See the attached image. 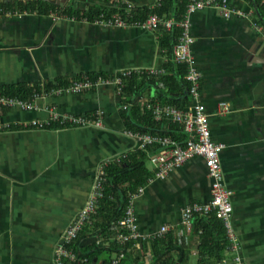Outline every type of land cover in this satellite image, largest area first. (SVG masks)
Instances as JSON below:
<instances>
[{
    "label": "crops",
    "instance_id": "0c3cea01",
    "mask_svg": "<svg viewBox=\"0 0 264 264\" xmlns=\"http://www.w3.org/2000/svg\"><path fill=\"white\" fill-rule=\"evenodd\" d=\"M53 1L58 8L50 12L61 11L72 20L40 14L0 20V90L37 84L43 91L46 82L73 86L99 77L110 83L81 93L35 97L33 110L17 107L0 112V264H57L54 249L91 195L99 164L120 159L109 168L139 152L146 153L145 166L154 174L132 200L139 229L150 235L167 225L171 228L167 236L172 235L183 248L188 264H210L199 250L201 230L195 225L191 232L180 233L182 210L195 202L205 204L211 197L204 160L195 157L158 177L157 156L163 147L157 143L142 147L139 138L126 134H152L160 129L162 134L152 135L185 145L190 137L185 126L168 118L155 120L152 107L171 105L192 112L198 104L208 115L212 140L225 145L221 163L225 184L232 192V223L243 264H264V20L253 0H226L229 9L243 16L226 18L214 8L188 16L195 40L191 46L193 70L200 75L196 83L187 79L188 65L177 63L174 49L171 52L164 44L168 31L150 32L132 25L146 17L135 16L136 12L159 8L163 0ZM12 2L16 1L7 3ZM123 2L136 7L128 27L95 23L123 13ZM181 4L182 0L175 3L178 10ZM91 9L101 13L86 16ZM186 15L187 9L182 19ZM180 65L185 66L182 79ZM145 69L157 74L136 73L123 79L121 90L115 83L125 71ZM163 77L168 78L166 83ZM193 85L198 88L197 98L189 94ZM53 110L96 119L101 126L46 131L22 128L23 122L48 119ZM149 113L154 127L149 124ZM130 125L140 129L130 130ZM173 125L182 127L185 137L166 136ZM129 187L125 180L112 189L120 196ZM141 187L127 193V202ZM90 235L79 247L95 243L109 249L112 242H118L116 236ZM121 246L128 249L106 251L95 264L119 256L120 264L153 263L149 244ZM143 246L145 250L140 251Z\"/></svg>",
    "mask_w": 264,
    "mask_h": 264
},
{
    "label": "built area",
    "instance_id": "2783aa9c",
    "mask_svg": "<svg viewBox=\"0 0 264 264\" xmlns=\"http://www.w3.org/2000/svg\"><path fill=\"white\" fill-rule=\"evenodd\" d=\"M123 3V13L114 15L108 20H100L95 23H106L119 28L128 27L130 23L129 18L131 19V14L136 11V7H134L131 3ZM213 8L220 9L223 16L226 18L236 15L243 16L242 12L229 9L227 7L226 0H189L186 7L187 15L180 21H176L172 18H166L165 16H160L156 13H150L148 17L140 20L139 22L135 21L132 25H137L143 30L150 32L171 31L175 27L180 28L181 34L174 47L175 61L180 64L188 65L189 69L187 79L188 81L196 83L200 75L193 70L194 61L191 54V46L195 40L190 32L191 24L188 20V16L196 11ZM36 15H39V12L31 9L4 6L0 7V20L23 19L27 16L30 17ZM48 16L55 20H64L65 18L69 19L65 17L61 11L49 12ZM136 73L140 75L144 74L149 77L157 74V72L152 69L125 71L115 80V83L119 85L120 90L123 88V79L129 78ZM109 83L110 79L103 77H99L95 82L85 79L83 82L75 83L73 86H60L50 91L43 90L41 91V94H36L35 97L60 95L70 92L81 93L86 90H90L93 86L98 87L108 85ZM189 94L197 98V86L193 85ZM34 98L32 100H21L18 98L0 95V112L3 108L17 107L27 111L33 110ZM223 107L225 111L228 110V106L226 108L223 104ZM152 111L155 120L161 121L163 118H168L174 123L182 124L185 126V131L189 133L190 136L186 144L182 145L172 139L149 133L133 134L131 131L126 132V134L130 137L139 138L142 141V147L156 143L163 147L157 156L159 164L158 177L164 175L173 167L181 166L190 159L201 157L204 160L207 168V175L211 182V197L207 203L202 204L195 202L186 206L182 210V229L180 230V233L183 234L184 232H191L194 227V221L197 217H210L214 214L223 223L229 242L226 249L227 256H225L218 264H243L238 238L234 233L232 223V192L225 184L221 163V152L225 148V145L215 143L212 140L209 119L208 115L205 113L204 107L198 104L194 107L192 112H189V110L183 111L171 105H157L152 107ZM21 126L27 131H46L87 127L99 128L101 123L99 120L90 119L85 116L60 114L53 110L48 119H35L29 122H23L21 123ZM113 161H120V159L105 160L99 164L91 195L89 196L85 206L72 219L71 223L64 231L60 244H58L54 249L57 264H88V260L85 258L81 259L73 250H71L70 245L74 243L83 228L87 226L97 214L98 206L104 198V184L107 177L106 169ZM143 188L144 187L139 188L136 194L130 196L125 208L124 216L117 222L113 223L114 231H116L117 234L116 238L120 245L133 244L138 247L139 244H150L154 240L165 238L171 230L169 226L165 225L154 234L147 235L141 232L136 222L132 200L136 195L143 192ZM120 261L121 257L119 256L113 258L108 264H120Z\"/></svg>",
    "mask_w": 264,
    "mask_h": 264
},
{
    "label": "trees",
    "instance_id": "16d2710c",
    "mask_svg": "<svg viewBox=\"0 0 264 264\" xmlns=\"http://www.w3.org/2000/svg\"><path fill=\"white\" fill-rule=\"evenodd\" d=\"M177 0H163L161 6L152 11H138L134 15L139 17V15H144V17H148L150 13H156L160 16H167L176 21L182 19L183 15L186 12V7L189 2L186 0H182V4L178 10L177 5L175 3ZM256 6V11L262 20H264V4L261 3L260 0H253ZM17 7V8H25L38 11L40 15L46 16L51 10L58 8L57 6L48 3L46 1H29L27 3L22 2H12L0 4V7ZM103 10V9H102ZM105 10V9H104ZM91 9L88 13H85L86 16H94L100 12ZM142 12V13H141ZM77 15L78 18H81L80 14L73 13ZM139 14V15H138ZM143 17V18H144ZM145 17V18H146ZM144 18V19H145ZM163 37V41L165 45L172 52L175 45L178 42V39L181 34V30L177 27L173 28L171 31H168ZM171 37V43H169ZM173 57V53H172ZM171 67L174 68V64H170ZM179 74L181 79L185 75V66H179ZM95 76V75H92ZM168 78L163 77V82L166 83ZM184 87L187 86V81L183 79ZM65 84V83H63ZM58 85H62V82L59 81ZM55 86L52 83H47L44 85L45 91H50L59 86ZM37 93H41L40 85L35 86H20L17 88H7L0 90V95L8 96L12 98H18L21 100H32ZM178 106V105H177ZM180 107V106H179ZM150 114V113H149ZM147 115L148 119L151 121L149 123L151 127H154V118L153 116ZM133 120V119H131ZM130 121V120H129ZM135 124V123H134ZM136 125V124H135ZM135 125H130L132 128L130 130H138L139 127ZM183 128L178 125H173L172 130L169 131V135L175 140H178L174 134H180L182 137H185L182 132ZM159 131V133H157ZM184 131V130H183ZM143 132V131H141ZM151 133V132H150ZM152 134H162L160 133V129H156L152 131ZM187 139V138H186ZM184 141V140H183ZM158 147V146H157ZM156 147V151L158 148ZM146 153L139 152L133 154L130 159H126L121 162L119 165L112 164L109 168H107V181L105 184V197L101 201L100 208L97 210V214L93 217L92 221L83 228L82 232L79 234L78 238L74 241L73 244L70 245L71 250H73L81 259H87L88 264H95V260L98 258L100 254H104L106 251L111 253L112 251H126L128 248L125 246H121L119 242H112L111 247L109 249H103L97 247V245L92 244L88 247L80 246L81 241L87 237L88 234L100 235L106 234L107 236H117L116 231H114L113 223L117 222L121 219L125 214V208L127 205L128 196L127 193L133 192L137 190L138 187L144 186L147 182L154 177V174L148 170L145 166ZM127 180L131 187L124 193H120V196L117 194L116 188L113 186L120 184L121 182ZM196 230H201V244H200V253L202 259L208 257L210 260V264H218L225 256L226 249L229 245L226 231L224 229L223 223L212 214L210 217H197L196 224L194 226ZM194 228V227H193ZM127 245V244H126ZM130 245V244H128ZM151 253L153 255V263L152 264H188V258L184 253L183 248L178 247L175 244V240L172 235L166 236L163 239L154 240L150 244ZM145 246H143L140 251H144ZM205 256V257H204ZM107 260V259H106ZM112 259L106 261L105 264H108ZM137 264H141L139 260H136Z\"/></svg>",
    "mask_w": 264,
    "mask_h": 264
},
{
    "label": "water",
    "instance_id": "95a60500",
    "mask_svg": "<svg viewBox=\"0 0 264 264\" xmlns=\"http://www.w3.org/2000/svg\"><path fill=\"white\" fill-rule=\"evenodd\" d=\"M8 1H16V2H29V1H33V2H37V1H46L48 3H56L53 0H0V4H5Z\"/></svg>",
    "mask_w": 264,
    "mask_h": 264
}]
</instances>
